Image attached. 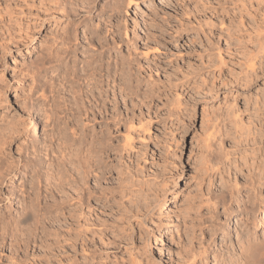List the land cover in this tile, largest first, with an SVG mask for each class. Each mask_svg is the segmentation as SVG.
<instances>
[{
    "label": "rangeland",
    "instance_id": "374dc122",
    "mask_svg": "<svg viewBox=\"0 0 264 264\" xmlns=\"http://www.w3.org/2000/svg\"><path fill=\"white\" fill-rule=\"evenodd\" d=\"M247 193L262 236L264 0H0V264H219Z\"/></svg>",
    "mask_w": 264,
    "mask_h": 264
},
{
    "label": "bare ground",
    "instance_id": "6f19581e",
    "mask_svg": "<svg viewBox=\"0 0 264 264\" xmlns=\"http://www.w3.org/2000/svg\"><path fill=\"white\" fill-rule=\"evenodd\" d=\"M128 2V1H127ZM161 2V1H160ZM132 60V59H131ZM130 60V61H131ZM90 61V60H89ZM88 61V62H89ZM129 61V60H128ZM127 64H130V63H127ZM116 65H117V61H116ZM115 65V67H116ZM122 65V64H119V66ZM117 66V71L119 70ZM89 67V66H88ZM109 67V66H108ZM123 67V65H122ZM121 67V68H122ZM120 68V70H121ZM89 69V68H88ZM86 70V69H85ZM90 70H92L93 73H95L98 68L97 67H92ZM88 71V70H86ZM107 71L110 73V69L106 68V73ZM123 71V70H122ZM91 72V73H92ZM87 73V72H86ZM116 73V72H115ZM118 73V72H117ZM101 74V73H100ZM86 75V74H85ZM108 75V74H107ZM118 75V74H117ZM87 76V75H86ZM90 76V75H89ZM99 76V75H98ZM80 77V76H79ZM91 77V76H90ZM88 77V78H90ZM96 77V76H95ZM95 77H93V79L95 80ZM120 78V77H119ZM92 79V81H93ZM91 80V79H90ZM88 81V80H87ZM96 81V80H95ZM120 81V79H119ZM62 83V82H61ZM88 83V82H87ZM94 84V83H93ZM96 84V83H95ZM114 84V83H113ZM100 87V86H99ZM86 90V89H85ZM92 90V89H91ZM90 91V90H89ZM77 92V91H76ZM88 93V92H87ZM92 93V92H91ZM94 93V92H93ZM63 97V96H62ZM86 97V96H85ZM116 99V98H115ZM73 100V99H72ZM75 100V99H74ZM78 101V100H77ZM112 101V100H111ZM77 103V102H76ZM68 105V104H67ZM82 108V107H81ZM84 110V109H83ZM93 115V114H92ZM72 129V128H71ZM75 130V129H74ZM81 131V130H80ZM78 135V134H76ZM61 136V135H60ZM81 137V136H80ZM85 137V135H84ZM81 139H79L80 141ZM82 141V140H81ZM80 141V143H81ZM62 143V142H61ZM60 143V144H61ZM84 143V142H83ZM62 146V145H61ZM60 147V146H59ZM50 149V148H49ZM63 150V149H61ZM50 151V150H49ZM62 152V151H61ZM45 154V153H44ZM83 157V162L81 163V166H77V168H80V173L78 171H76V174H73V190H74V193L73 195L76 196V198H78V201H83L84 197L87 196L88 199H85V200H89L90 197H91V193L87 190H85V188H82L83 184L86 182H83L84 180L86 181V178L87 175L89 174L88 173V169L90 168V165H91V162H90V159L88 157V155H84L82 156ZM60 158V157H59ZM67 159L65 153L64 155L62 156V161L61 163L59 164V167L62 168L63 172H64V162L65 160ZM61 160V159H59ZM58 160V161H59ZM39 166V165H38ZM57 166V165H56ZM62 170H60V172L63 174ZM78 170V169H77ZM67 172V171H66ZM7 173V172H6ZM47 174V173H45ZM61 174V176L57 179H59V182L57 183L55 189L59 192V194H61L60 196H58V207H61V205L64 203V198L62 199L63 196V193H62V190L65 189L64 185V181H63V178L65 176H63ZM9 175V174H8ZM7 175V176H8ZM49 175V174H48ZM58 175V174H57ZM86 175V177H84ZM91 175V174H90ZM4 176V175H3ZM6 176V175H5ZM59 176V175H58ZM66 179V178H65ZM2 180V179H1ZM37 185H43L44 183H46L47 186H50L51 185V182L46 178L44 179L43 176H37ZM56 184V183H55ZM69 184V183H67ZM45 185V184H44ZM76 185V186H75ZM25 186V185H24ZM23 186V187H24ZM72 186V185H71ZM85 186V185H84ZM89 189V188H88ZM222 189V188H221ZM29 190H31L32 192H34L35 190V187H30ZM47 190V189H46ZM60 190V191H59ZM256 188L255 186H250V191H255ZM53 190H51L52 192ZM30 192V191H29ZM256 192V191H255ZM72 193V192H70ZM219 193V192H218ZM13 194V193H11ZM28 194V193H27ZM30 194V193H29ZM32 194H35L32 193ZM248 194V193H247ZM245 196V199H243V202H242V209L241 211H239L240 215H242L243 217L241 218V222L238 221V223L236 224V227H235V230L234 233L236 235L235 237V242L231 243V240H233V232H228L227 234V237H224L221 241V244L219 245V257L216 256V255H213V260H219V264H264V234L262 236H256L254 235V233H249V230H248V227L250 224H255V221L258 220L260 221L259 219H257L256 215H253L252 214V209H249L251 207H248L247 205L250 204V203H253L255 201L258 202V205L259 207L261 205H263V200H256L251 194H248ZM31 195V194H30ZM85 195V196H84ZM218 195V194H217ZM227 195V194H226ZM225 195V193H220L218 195L219 197V203L224 206V210H225V216H228L230 215L228 213V210H229V206L231 205L229 202H228V199H227V196ZM232 195V194H231ZM11 196V195H10ZM14 196V195H12ZM29 196V195H28ZM84 196V197H83ZM261 196V195H260ZM24 197V196H23ZM46 197V196H45ZM83 197V199L81 200V198ZM233 197V196H232ZM33 198V197H32ZM37 198V197H36ZM229 198V197H228ZM253 199H255L254 201H252ZM23 201V200H22ZM29 201V200H28ZM233 203V202H232ZM87 204V203H86ZM90 204V201L88 203V206L87 207H90L89 206ZM255 207V206H254ZM30 206L29 204L27 205V202H25V204L21 207L20 211H18V215L16 216V219H13V218H10L9 215H7L6 217H4L3 219H1V222H0V239L3 238V236L5 235L4 238H7L9 235H8V230H9V227L15 223L14 225V229L18 232H22L23 233V226H25L27 224V222L29 220H31V218L33 217V214L31 213L30 211ZM249 209V210H248ZM257 211V210H255ZM8 213V212H7ZM6 214V213H5ZM255 214V213H254ZM239 217V216H238ZM241 217V216H240ZM262 219V218H261ZM38 221V220H37ZM36 221V223H38ZM37 225V224H36ZM27 226V225H26ZM13 228V227H12ZM25 229V228H24ZM27 229V228H26ZM25 229V230H26ZM13 229L10 228V231L12 232ZM13 230V231H15ZM10 232V233H11ZM7 233V234H6ZM9 233V234H10ZM26 233V232H25ZM8 235V236H7ZM24 235V233H23ZM20 236V235H19ZM14 237V236H13ZM21 237V236H20ZM3 238V239H4ZM27 238V237H26ZM12 239V238H11ZM23 240V239H22ZM21 240V241H22ZM25 241V239H24ZM23 241V242H24ZM26 242V241H25ZM230 243V245H229ZM25 245V244H24ZM12 246V245H11ZM10 246V247H11ZM203 252V251H202ZM200 257V256H199ZM207 260V259H206ZM218 262V261H216Z\"/></svg>",
    "mask_w": 264,
    "mask_h": 264
}]
</instances>
